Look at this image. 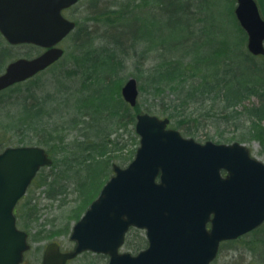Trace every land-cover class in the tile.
<instances>
[{"label":"water","instance_id":"water-1","mask_svg":"<svg viewBox=\"0 0 264 264\" xmlns=\"http://www.w3.org/2000/svg\"><path fill=\"white\" fill-rule=\"evenodd\" d=\"M79 0H0V34L11 45L43 50L8 62L0 91L25 81L59 60L60 42L75 28L62 13ZM234 15L246 34V48L264 55V17L256 0H235ZM138 86L129 77L121 96L131 106ZM139 145L72 226L73 250L46 248L41 264H65L83 251L108 254L107 264H211L219 244L264 222V162L237 141L200 143L168 127V118L138 113ZM52 158L42 146H7L0 151V264H19L28 249L27 232L16 225L14 208L41 167ZM222 170L225 175H222ZM130 227L144 230L146 246L120 250Z\"/></svg>","mask_w":264,"mask_h":264},{"label":"trees","instance_id":"trees-1","mask_svg":"<svg viewBox=\"0 0 264 264\" xmlns=\"http://www.w3.org/2000/svg\"><path fill=\"white\" fill-rule=\"evenodd\" d=\"M125 1H130L131 5L135 4V6L140 3L137 7L141 6V9H143L146 6L147 9L142 11L143 13H140L141 10H139L134 17L124 18L120 16L118 20L113 22L109 21L111 19L107 16V11L111 12L113 9H110L109 6L97 7L99 10L97 14L106 16L102 20V26L106 27L103 33L97 34L99 32L97 29L82 28L76 22L73 32L66 37L67 41H71L72 46L78 49V51H72L66 55L67 58L71 57L73 59V67L67 71V76H76L80 70L81 73L76 78L80 80L79 85H72L71 88H67L65 96L60 99L56 96L53 97V90L50 92V88L45 93L37 94L32 87H26L24 93L20 94L19 88L24 81L0 91V96L4 99L1 100V104L11 105V107L0 105V123H9L3 121L4 116L11 119L12 123L10 125L15 129L20 128L22 125L27 126L30 123L29 130L10 131L32 133L33 136H29L31 139H29V142L35 139V145L44 146L52 158V164L49 166L50 172L43 177L41 183L42 185L46 184L43 191L48 196H53L54 193L66 194L70 191L69 186L71 184L73 190L77 191L79 199L78 204L73 207V211L74 208H80L84 205L86 193L91 190L86 191V189L91 184L94 188L96 186L94 195L88 199L81 211L76 215L72 212L71 215L74 219L79 218L87 208V204L99 192L104 183V178H107L109 160L112 157L110 153L123 148L119 139L121 138L120 135L124 134V130L117 133L118 130L111 131L110 129L113 126H118L115 129L122 128L128 121L129 123L134 122L133 115L129 114V109L131 111L130 106L123 100L120 102L114 101V96H120L119 85L124 78L121 77V73L126 65H131L133 70L137 71L134 72L136 76H139L140 72L144 73L147 83L157 92L156 95L165 89L173 94V100L176 101V104L173 105L174 102L170 103L172 108V111L169 110L170 112H168L170 119L175 118L173 114L175 109L181 108L184 111L183 104L186 100L189 101L188 104L192 105L191 115L187 114L189 116L184 115L181 118H175L178 125L182 126L187 132L193 125L196 127L200 122L199 118L203 117L201 110H199L201 107L205 108L202 110L203 112L215 113L218 110L227 114L228 116H224V119H226L223 120L225 124L232 123L227 118L233 117L231 119L236 121L245 113L247 115L246 123L241 127V130H237L235 137L241 142L258 141L264 155V55L254 56L243 50V56L247 60V64L253 68L250 69V73L242 70L241 72L234 65V56L237 54L235 46L230 48L222 46L208 51H190L187 49L191 41L189 36L181 42L182 45H180L179 39H176L175 42L156 46L155 50L162 51L150 56L149 49L145 44L151 42L150 38L152 36L156 37V35L151 34L149 27L145 28L148 23L146 19L153 20L148 16H144L145 13L156 15L155 13L162 10L169 13L173 20H177L180 15L176 9L182 5V7L185 6L183 12H186L189 16L194 14L193 21L198 23L202 21L200 14L197 13L199 9L193 7L190 0H153L151 7L148 5L143 6L142 0ZM231 1L233 5L234 0ZM124 2L120 0L112 4L119 6L117 8L119 9L121 6L123 7ZM259 9L262 17H264L263 2H260ZM92 15L95 14L92 13ZM233 17L235 19L234 13ZM137 20L140 24L138 25V33L134 34L132 33V22ZM235 21L237 23L236 19ZM190 26L187 31L189 35H192V24ZM237 26L245 39L244 30L238 23ZM0 43L2 44L0 45L1 66L3 61L7 59L6 57L9 56L6 49L13 46L5 43L1 35ZM18 46L28 47L32 51H40V48L30 44ZM184 47L186 48L183 51L180 50ZM255 58H258L259 61ZM95 83L92 92L88 93V88ZM141 86L142 84H140ZM55 89H57V92L54 95L59 93L58 88ZM82 95L89 99L91 104L89 108H91V112L95 111V118L94 114L85 112L77 106L74 109H71L70 106L65 109L60 107L69 99L79 98ZM251 96L257 98L256 103L249 106L245 105L242 110L234 108L237 105H242V102ZM205 104L207 105L204 107ZM161 105H163V101ZM134 108H138L137 104ZM44 116L48 120L43 121ZM54 123L58 125V130L53 129ZM63 123H68L71 128L86 127L95 133L93 135L90 132L82 139L72 141H69L63 134L53 135V132H62L60 127L64 125ZM214 124L220 126L222 123L216 122ZM49 125H51V130H44ZM114 132L117 133V136L111 139L95 140L108 136V134L113 135ZM132 132L134 135L135 132L133 130ZM216 132L219 137H222V130ZM108 145H111L112 148L109 149ZM61 177L67 179V182H62ZM36 179L37 176L34 177L31 183H34ZM35 206H37L36 203ZM36 217L35 219L30 218V221H35L38 218ZM137 231L140 230L137 229ZM250 233L256 235V246L254 244L251 247L255 251L256 247L259 246L258 244H264V223ZM130 245L137 252L143 247V240Z\"/></svg>","mask_w":264,"mask_h":264},{"label":"rangeland","instance_id":"rangeland-1","mask_svg":"<svg viewBox=\"0 0 264 264\" xmlns=\"http://www.w3.org/2000/svg\"><path fill=\"white\" fill-rule=\"evenodd\" d=\"M115 1L120 0H79L75 5L64 11V16L79 23L82 28H91L94 30L97 29L99 30L97 34H101L106 28L102 26V20L106 16L98 15L97 12L99 10L97 9V7L102 8L105 6H109L110 9H113L111 12L107 11V16L109 17V19H111L109 21L114 22L118 20L120 16H123L124 18L134 17L139 10H141V13L142 11L147 9L145 5L151 7V5L153 4L151 3L153 0H142L141 3L143 2V6H145V8L141 9V6L137 7L138 5H140V3L135 6V4L131 5L130 1L121 0V2L125 1V4L123 5L124 8L121 6L119 9H117L119 6L112 4L115 3ZM256 1L259 8L260 2H263L264 7V0ZM190 2L192 3L193 7H197L199 9V12L197 13L200 14V19H202L201 22L194 23V14L189 16L186 12H183V8L185 6L182 7V5L176 9L180 15V18H178L177 20H173L169 13H165L166 11L162 10H159L158 13H155L156 15H152V13H145L144 16H148L150 19H153L151 21L146 19L148 23L145 25V28L149 27L151 34L154 33L156 35V37L152 36L153 38H150L151 42L145 44V46H147V48L149 49V55L153 56L156 52L162 51L154 49L158 45L175 42L178 39V41H180V45H182L181 42H183L185 38L190 36L191 41L187 46V49H189L190 51L199 52L201 50H214L217 48H221L222 46L225 48L235 46L237 54L234 56V65L237 66L240 71L242 70L244 72L250 73V69H252L253 67L247 64V60L243 56V50L248 52L246 48V37L245 39L242 37L237 26L238 22L236 23V18L234 19L233 17V8L235 7L236 1L234 0L233 5L231 0H190ZM92 13L95 15H92ZM189 23L192 24L193 27L192 35H189V32L187 31V29L191 27ZM139 24L140 23L138 20L136 22H132V33H138L137 31ZM0 45L2 44L0 43ZM10 46L13 47H8V49H6L7 53L9 52V56L6 57L7 59H5V61H3L2 65L0 66V72L3 71L6 64L11 60L17 57H31L41 51H32L28 47H22L18 45ZM60 46L64 49L63 56L53 65L41 71L34 77L25 80L23 82V85L19 88L20 94L24 93L26 87H32V89L37 94L45 93L46 90L50 88V92L51 90H53V97L56 96L60 99L62 96L66 95L67 88H71L72 85H79L80 80L76 78L81 73V70L76 76H67V71L70 70L71 67H73V59L71 57H66L69 52L78 51V49L73 47L72 42L69 40L67 41V38L60 42ZM142 47L144 46L142 45ZM185 48L186 47L180 48V50L183 51ZM255 59L259 61L258 58ZM134 72L137 71L133 70L131 65H126L123 72L121 73V77L124 78L122 83L119 85L120 96H114V101L120 102L121 100H123L125 103H127L121 96V86L129 77H134L137 81L138 86V95L136 102L138 108L135 109V106H131L127 103L131 108V111L129 109V114L133 115L134 122L129 123L128 121L122 128L115 129L118 126H113L110 129L111 131L118 130L117 133H120L121 130H124V134H121V138L119 139L120 145H123V148L121 150H116V152L114 153H110L112 154V157L109 160L107 178H104V183L113 174V163L119 165L120 167H124L133 159L135 151L139 145V136L136 134L134 128V123L136 120L135 116L138 113L144 112L154 114L159 118H168V127L174 128L180 131L183 136L192 137L194 140L200 143H204L208 140L216 143L227 144L233 143L235 141L242 143L250 149L252 156L264 162V155L261 152V146L258 141L250 140L241 142L239 141V139H237V137H235L237 134V130H241V127L246 123L245 119L247 115L245 113H243L240 118H237L236 121L231 119L233 117L227 118L232 123L230 124L228 122L225 124L223 120L226 119H224V116H228L227 114H225L224 112H219L218 110H216L215 113L203 112L202 110L205 108L201 107V109L199 110H201L203 117L199 118L200 122L198 123V125L196 127H194L193 125L188 133L187 130L178 125L175 118H181L187 114L191 115L192 105L188 104L189 101L186 100L184 102L182 107L184 111H182L181 108L177 107L178 109H175L173 113L175 115V118L170 119V117L168 116V112L172 111L170 103L174 102L173 105L176 104V101L173 100V94L168 89H165L160 91V93L158 92V95H156L157 92H155L154 88L147 83L145 74L140 72L139 76H136ZM140 84H142L141 87ZM94 85H96V83L88 88V93L92 92ZM55 88H58L59 91V93L56 95H54L57 92V89ZM2 99L3 98L0 96V105H8L6 103L1 104ZM162 101L163 105L160 106ZM89 102V99L82 95L79 98L69 99L64 103L65 105L62 104L60 107L62 109H65L70 106L71 109H74V107L77 106L85 112L94 114L95 118L96 113L95 111H90L91 108L89 107H91V104ZM256 102L257 98L255 96H251L250 98L245 99V101L242 102V105H237L234 108L237 110H242L243 106L253 105ZM206 105L207 104H205L204 107ZM8 107H11V105H8ZM192 114L194 115L195 113ZM45 116L43 117V121L48 120ZM3 119V121H8L9 123H0V151L7 146L36 144L35 139H32V142H29L31 140L29 136H31L32 133L10 131L29 130V127H31L29 120V125L26 124L28 127L22 125L20 128L15 129L10 125V123H12V121H10V118L8 119L6 116H4ZM62 122L64 121L62 120ZM216 122H221L222 124H220V126H216L214 124ZM63 124L64 125L60 127V130H62L61 133L53 132L52 134L56 136L58 134H63L69 141H72L80 140L90 132H92L93 135L95 133L93 130H89L86 127L71 128L68 123ZM50 126L51 125L46 127L44 130H51ZM53 127L54 130L59 129L58 125H56L55 123ZM132 130L135 132L134 135ZM217 130L223 131L222 137L218 136V133L216 132ZM117 133L114 132L113 135L108 134V136L95 140L103 141V139L105 138L111 139L117 136ZM38 146L41 145L38 144ZM107 147L109 149L112 148L111 145H108ZM49 172V166H44L37 172V179L34 181V183L30 184L25 195L19 200L16 207L18 226L28 232V240L31 245V249L28 250L25 256L26 264H40L41 255L44 250L43 246L47 242L55 241L65 249L72 248L74 243L73 240L70 239V233L71 227L76 219H74L71 214L74 213L76 215L77 213H79L81 211V208L85 206L88 199H90L91 196L94 195V192L96 190V186L95 188L92 184L90 185V187L88 186L89 188L86 189V191L89 189L91 190L86 193L87 196L84 199V205L80 206V208H74V210L72 211L73 207L78 204L79 199L77 191L73 190L71 184L69 186L70 191L66 194L54 193L53 196H48L46 192L43 191V189L46 188V184H41L42 179ZM61 180L62 182H67V179L65 178L61 177ZM98 193L96 194V196L98 195ZM30 197L33 198L31 199ZM90 202H92V200ZM35 203L37 204V206H35ZM89 204H87V206ZM34 216H37L38 218L36 217L37 219L35 221L32 219V221H30V218L35 219ZM251 231L237 237L236 239L226 240L220 243L218 253L211 264H264V244H258L259 246L256 247L257 249L255 251L251 249V247H253L255 244L256 237L254 233H250ZM144 235L145 233L143 232V230L137 231V229L135 228L130 229L126 235L125 243L122 245L121 250L135 253L136 251L134 250V248H131L132 245L130 244H134V242L137 243L140 240H143L142 248H144L147 244L146 239L144 240ZM68 264H104V260L100 255L98 256L94 253L84 252L74 260L70 261Z\"/></svg>","mask_w":264,"mask_h":264},{"label":"flooded vegetation","instance_id":"flooded-vegetation-1","mask_svg":"<svg viewBox=\"0 0 264 264\" xmlns=\"http://www.w3.org/2000/svg\"><path fill=\"white\" fill-rule=\"evenodd\" d=\"M14 213H15V216H16V225H17L18 228H20V227L18 226V216H17V212H16V207H15ZM20 229H23V228H20ZM130 229H131V228H130ZM23 230H25V229H23ZM52 243H56L57 246H58V250H59L60 252H62V253H64V252H68V251H71V250L74 248V246H75L74 241H73L74 244H73V246H72L71 249H65V248L61 247V245H60L58 242H55V241L47 242V243L43 246L44 250H43L42 255H41L40 264L42 263L43 255H44V252H45L46 248L48 247L49 244H52ZM29 249H31V245H30V244H29L28 249L23 253V258H22V261L20 262V264H26V258H25V256H26V253L28 252ZM84 252H90V251H83L82 253H84ZM82 253H79V254L76 255L75 257L66 260L65 264H68L70 261L74 260L75 258H77V257H78L80 254H82ZM90 253H94V254H96V255H98V256L100 255V256L102 257V259L104 260V264H107L108 259H109L108 254H104V253H96V252H90Z\"/></svg>","mask_w":264,"mask_h":264}]
</instances>
